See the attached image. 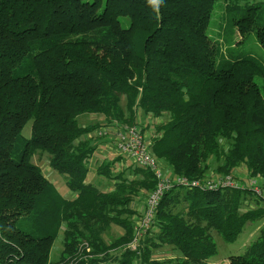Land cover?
<instances>
[{
  "label": "trees",
  "instance_id": "16d2710c",
  "mask_svg": "<svg viewBox=\"0 0 264 264\" xmlns=\"http://www.w3.org/2000/svg\"><path fill=\"white\" fill-rule=\"evenodd\" d=\"M218 1L241 36L254 32L264 48V6L242 5L248 0H0V264H209L217 254L211 231L234 244L248 223L264 220L261 205L246 209L250 199L264 202L250 190L175 188L144 246L124 250L137 202L156 187L153 172L132 163L117 170L118 156L97 169L111 190L88 183L106 143L89 135L115 121L146 123L147 132L148 119L165 118L151 138L164 171L200 179L245 169L264 190V90L256 82L264 67L234 48L217 62L207 28ZM84 115L101 119L82 126ZM38 153L66 176L73 198L32 161ZM113 226L122 234L108 242ZM61 234L63 252L51 263ZM162 247L177 257L157 258ZM227 264H264V226Z\"/></svg>",
  "mask_w": 264,
  "mask_h": 264
},
{
  "label": "rangeland",
  "instance_id": "374dc122",
  "mask_svg": "<svg viewBox=\"0 0 264 264\" xmlns=\"http://www.w3.org/2000/svg\"><path fill=\"white\" fill-rule=\"evenodd\" d=\"M258 3H261L264 6V0H248L246 2H243L242 5L258 4ZM230 18L231 17L228 16V14L226 13V9L223 2L218 1L213 10L210 24L208 25L207 28V34L217 44V46L220 49V55L217 58V62L219 63L222 59V56L225 55V53L230 52L231 48H234L236 52L233 53L252 56L264 67V48L259 43L256 34L252 32L246 37L241 36L236 26L232 25ZM242 40H243L242 43H238ZM256 82L259 85H261L264 90V78L259 77L256 79ZM121 104L122 107L125 108V104H126L125 98L122 99ZM97 117L98 116H93L94 119H91L89 115L88 116L84 115L79 118V123L82 126L88 124H94L98 122V120H95ZM148 121H151L150 124L148 125H150V129L153 130L152 135H150L151 137H149L151 140L154 133L153 126L158 124L157 123L158 121L159 123H161L163 121H166V119L165 118H161V120L148 119ZM32 123L33 121L28 122V124L25 126L22 132L23 137L26 139L31 138L32 125H33ZM145 126L146 123L142 124L143 128ZM99 149L97 150V152L94 154V156L90 161V173L88 175V183H92L95 186H97L99 189L107 191L113 188L112 182L102 177V175L98 174L97 169L105 160L118 158L119 155H116V153L112 155L111 154L103 155L102 149L100 150ZM32 161L41 167L45 176L50 180V182L54 185L57 191L64 198L68 199L74 197V194L68 189L66 185L67 182L66 176L51 169L49 165L48 154L38 153L37 155L34 156ZM130 165L131 162L128 159L123 158V160L120 163H118L115 167L118 170L121 168L125 169ZM247 173L248 172H245V169H242L236 172L235 174L239 177L241 176L245 177ZM250 191L253 192L252 190ZM143 201L144 199H139L137 204L139 205L140 203H143ZM248 202L249 204L246 207V209L255 210L258 209L260 205L264 207V202L261 201L258 202L255 198L250 199V201ZM263 226H264V220L255 224L248 223L234 244L226 243L218 233H216L215 231H211L212 232L211 235L213 236V239L217 245V254L211 257L208 263L227 264L229 263V260L232 256L245 254L248 246H250L260 235V230ZM120 234H122L121 229H119L117 226H113L109 228V230L106 232L105 240L108 242H112ZM146 241L147 239L145 240V243ZM145 243L142 244V247L144 246ZM63 249H64V239H63V235L61 234L54 243V246L52 248V252L50 256L51 263H56L59 260L60 255L63 252ZM126 249L130 250L129 244L124 248V250ZM87 251L91 252V248L87 247ZM156 256L157 258L163 261H169V259L177 257L175 253L171 251L170 247L158 248L156 251Z\"/></svg>",
  "mask_w": 264,
  "mask_h": 264
},
{
  "label": "built area",
  "instance_id": "2783aa9c",
  "mask_svg": "<svg viewBox=\"0 0 264 264\" xmlns=\"http://www.w3.org/2000/svg\"><path fill=\"white\" fill-rule=\"evenodd\" d=\"M89 137L106 139L117 155L128 159L132 164L153 172L157 181L156 187L144 199L139 216L134 220V236L129 243L130 250L137 251L148 237L156 219L159 205L164 196L175 188L187 190H252L256 197L264 196L260 177H245L236 174L218 175L210 172L200 179H189L185 176L166 172L152 153V140L143 132L142 125H129L120 122L96 130Z\"/></svg>",
  "mask_w": 264,
  "mask_h": 264
},
{
  "label": "crops",
  "instance_id": "0c3cea01",
  "mask_svg": "<svg viewBox=\"0 0 264 264\" xmlns=\"http://www.w3.org/2000/svg\"><path fill=\"white\" fill-rule=\"evenodd\" d=\"M93 116H97V115H92V116H89L91 119H94L93 118ZM101 119V117L100 116H98L95 120H100ZM157 123H159V121L157 122ZM152 132H153V130H151V129H148V131L146 132V134H147V136H149V137H151L150 135H152ZM103 139V138H102ZM103 141H106V143H102L103 145H100V149H102V154L103 155H106V154H114L115 153V151H114V148H113V146L111 145V143H109L106 139H103ZM98 148V149H99ZM99 149V150H100ZM117 155V154H116ZM104 157H107V156H104ZM141 206H142V203H140L139 205H138V210L141 208Z\"/></svg>",
  "mask_w": 264,
  "mask_h": 264
}]
</instances>
